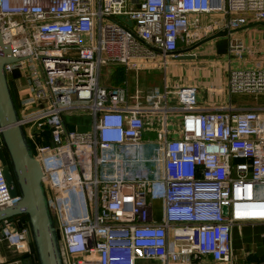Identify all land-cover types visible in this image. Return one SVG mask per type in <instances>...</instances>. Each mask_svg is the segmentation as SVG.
I'll use <instances>...</instances> for the list:
<instances>
[{"label":"built area","instance_id":"obj_1","mask_svg":"<svg viewBox=\"0 0 264 264\" xmlns=\"http://www.w3.org/2000/svg\"><path fill=\"white\" fill-rule=\"evenodd\" d=\"M261 21L264 0H0L1 39L21 59L6 71L14 85L20 69L33 91L19 99L20 123L37 148L64 264H231L232 227L264 222V103L201 106L198 84L167 76L162 91L132 94L128 76L167 70L180 50ZM109 65L125 68L123 85L101 84ZM226 82L229 96L264 94V66L230 68ZM77 112L92 117L90 129L67 121ZM147 127L159 144L151 159ZM10 190L0 159V209L19 199ZM19 221H0V264L32 259Z\"/></svg>","mask_w":264,"mask_h":264},{"label":"water","instance_id":"obj_2","mask_svg":"<svg viewBox=\"0 0 264 264\" xmlns=\"http://www.w3.org/2000/svg\"><path fill=\"white\" fill-rule=\"evenodd\" d=\"M122 19L123 16H120ZM264 25L263 22H258ZM132 25V21H129ZM254 25V24H251ZM235 30L217 32L193 46L176 53L175 60H195L206 57L193 53L203 44L218 37L228 36ZM21 60L15 56L10 44H5L0 35V159L3 171L11 188V195L19 199L10 207L0 209V221L20 216L18 226L28 227V242L31 260L24 264H64L61 253V232L56 226L43 186V168L36 158L37 148L20 123L19 98L8 78L6 64ZM12 76L22 78L20 69H14ZM35 109V108H34ZM74 129V126H70ZM54 144V143H53ZM60 195L59 192L56 193ZM76 208V198L71 196ZM227 213V207H224Z\"/></svg>","mask_w":264,"mask_h":264},{"label":"crops","instance_id":"obj_3","mask_svg":"<svg viewBox=\"0 0 264 264\" xmlns=\"http://www.w3.org/2000/svg\"><path fill=\"white\" fill-rule=\"evenodd\" d=\"M263 22V21H261ZM254 24V25H251ZM243 28L235 30L228 36H223V39L229 38V43L234 44L233 38L236 43H241L242 46L235 47L234 49H226L224 46L219 47L218 41L213 39L203 44L198 50L202 55H210L217 52L223 54V58L229 56L228 69L226 73V81L230 68L234 67H262L264 66V25L258 22L251 23ZM247 27V28H246ZM249 27V28H248ZM231 45V44H230ZM235 54V55H233ZM225 56V57H224ZM232 56L236 59V63L232 61ZM174 67H168L167 70L161 68H154L148 70L129 72V88L132 94L137 90L142 91V94L147 96L149 94L148 89L151 87H158L159 79L161 77V86H164L165 77L173 81L174 84H189L195 83L200 87L199 102L201 106H213L216 104H223L229 98L233 102V95L229 96L227 82L224 86V80L222 82V73L220 68H216L214 71L207 68L205 61L201 58L194 60H175ZM111 67H117L119 70H123V76L119 77L116 82H113L109 86H121L126 79V70L122 66L109 65ZM221 67V65L219 66ZM181 75V76H180ZM180 77H183L184 81L179 82ZM158 78V80H156ZM151 81H158L152 83ZM28 87L30 89L29 81L26 77L19 78L15 84V91L17 96L21 100H25L28 97L22 95V88ZM160 88V87H159ZM203 88H209L207 95H204ZM158 89V88H156ZM222 90L219 92L218 90ZM162 90V89H161ZM224 90L227 95H224ZM225 97H223V96ZM146 100V99H145ZM234 104H244L233 102ZM171 104L177 108L179 104L172 98ZM256 104V103H253ZM252 105V104H249ZM181 119L180 113H175L170 116L172 123L179 122ZM78 126V125H77ZM80 129V126H79ZM82 130V129H80ZM147 133V132H146ZM145 133V134H146ZM157 206L154 212V218L156 220H162L164 218L163 200H156ZM154 202V203H155ZM232 239V262L231 264H264V222H244L235 224L232 227L231 232ZM3 248L6 247L4 244ZM157 260H139L137 264H161ZM202 264H217L211 259H206ZM228 264V263H222Z\"/></svg>","mask_w":264,"mask_h":264},{"label":"rangeland","instance_id":"obj_4","mask_svg":"<svg viewBox=\"0 0 264 264\" xmlns=\"http://www.w3.org/2000/svg\"><path fill=\"white\" fill-rule=\"evenodd\" d=\"M247 28V27H246ZM249 28V27H248ZM219 40H221L220 42L218 41V46L219 47H225L226 49H230V44L229 43V38L227 39H223L224 37H218ZM216 38V39H218ZM233 38V42L234 45H242L241 43H236V40L234 37ZM180 45H187V41H181ZM241 48V46H239ZM242 49V48H241ZM221 53L217 52V50L215 51V53H212L210 55H207L206 57L201 58V60L205 61L206 63H202V64H207V68H209V70L211 71V69L214 71L216 68H220V72L223 74L222 75V82L224 80V86L226 85V73H227V69H228V61H229V56L223 58V54L220 55ZM235 55V54H233ZM232 61L234 63H236V59L234 58V56H232ZM174 61H169L168 63V67H174ZM221 65V67H219ZM121 71L118 70L117 67H111V66H103L101 69V84L105 85V86H109L111 85L113 82H116L117 79H119V75H120ZM181 76V75H180ZM129 77V76H128ZM183 77H180V81H184V79H182ZM158 80V78L156 79ZM161 77L159 79V83L157 86L158 87H151L150 89H148L149 94H156L157 92L162 91L161 89H163V86H161ZM152 83H157L158 81H151ZM160 87V88H159ZM158 88V89H156ZM174 87L170 88V89H174ZM204 90V95L206 96L208 93L209 88H203ZM22 95L24 97H28L27 99L31 98L33 95V91L32 89H29L28 87H24L22 88ZM224 95H227L226 91L224 90ZM223 96V95H222ZM225 97V96H223ZM233 102H238V103H244V104H253V103H264V94H256V93H234L233 94ZM67 121L80 126V129L82 130H86V129H90L91 125H92V117L84 112H77V113H72L70 115H68L66 117ZM180 119V117L178 118ZM147 133L145 134V139H144V156L147 157L148 159H151L154 157L155 155V151L156 148L159 146V144L156 142L157 139V133L156 131L152 128V127H147ZM148 164L150 166L153 165V162H148ZM157 202L154 203L155 206ZM155 263H157V261H154ZM159 262V261H158Z\"/></svg>","mask_w":264,"mask_h":264},{"label":"trees","instance_id":"obj_5","mask_svg":"<svg viewBox=\"0 0 264 264\" xmlns=\"http://www.w3.org/2000/svg\"><path fill=\"white\" fill-rule=\"evenodd\" d=\"M119 70V69H118ZM119 71H121V73H120V75H119V77H121V76H123V70H119ZM19 111H20V105H19ZM4 253L7 255V256H10V251L8 250V248H7V246L4 248ZM27 256H29V257H33V254L32 253H24L23 254V257H27ZM11 257V256H10Z\"/></svg>","mask_w":264,"mask_h":264},{"label":"flooded vegetation","instance_id":"obj_6","mask_svg":"<svg viewBox=\"0 0 264 264\" xmlns=\"http://www.w3.org/2000/svg\"><path fill=\"white\" fill-rule=\"evenodd\" d=\"M199 49V48H198ZM198 49H196V50H194L193 51V53H197V52H199V50ZM198 59V58H197ZM197 59H195L194 61H196ZM13 89L15 90V87H14V85H13ZM16 92V91H15Z\"/></svg>","mask_w":264,"mask_h":264}]
</instances>
